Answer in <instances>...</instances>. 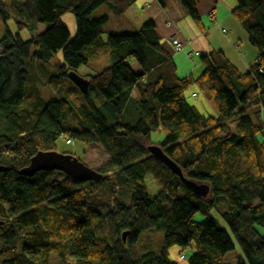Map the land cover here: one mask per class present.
<instances>
[{
  "label": "trees",
  "instance_id": "1",
  "mask_svg": "<svg viewBox=\"0 0 264 264\" xmlns=\"http://www.w3.org/2000/svg\"><path fill=\"white\" fill-rule=\"evenodd\" d=\"M135 1L0 0L4 22L13 17L19 30L46 25L29 40L8 27L0 37V164L8 167L0 170V264H50L51 255L62 264H177L168 255L174 244H194L190 264H224L235 245L213 211L243 252L236 264H264V0H236L231 10L258 52L249 69L210 48L199 52L204 68L197 77L178 75L152 19L102 37L109 11L122 16ZM158 2L167 10L179 3L201 24L199 0ZM102 5L107 10L92 17ZM67 11L75 15L72 39L60 18ZM59 50L64 62L45 84L65 91L68 83L78 93L46 101L29 76L28 59L51 65ZM83 65L89 71L80 74ZM70 70L88 78L86 93L69 79ZM192 84L217 115L186 99ZM28 101L33 108L24 106ZM159 129L164 138L154 142L151 134ZM61 134L108 152L110 167L99 170V181H75L59 170L19 172L37 151L55 150ZM151 145L183 176L152 154ZM148 175L160 188L154 195ZM147 229L164 232L159 252H137Z\"/></svg>",
  "mask_w": 264,
  "mask_h": 264
},
{
  "label": "rangeland",
  "instance_id": "2",
  "mask_svg": "<svg viewBox=\"0 0 264 264\" xmlns=\"http://www.w3.org/2000/svg\"><path fill=\"white\" fill-rule=\"evenodd\" d=\"M137 1L138 2H136V5L140 6L141 5L140 1L139 0H137ZM226 1H228V0H226ZM223 2H224V0H223ZM176 4H177L176 6L179 9L175 10L176 13L169 14V16L171 17L170 19H173V20H171L172 23L173 24L180 23L181 25L184 26V21L189 20V21L193 22V24H195L196 27H198L199 24L196 23L195 21H193L189 16H187L184 13V9L180 6V4L179 3H176ZM106 10H107V6L102 5L98 9H96L91 14V16L92 17H98L101 14H103ZM141 10L144 11L145 14H147V13L149 14V12H150V15L157 17L156 18L157 21H160L162 19V18H159V16H157L154 9H150V8H148V6H144L143 8H141ZM177 10H182L183 15L180 14L181 11H178L179 14H177ZM60 18H61V21L68 27V30L70 33V39H72L76 34L75 15L73 14L72 11H67V12L63 13L60 16ZM232 18L238 24L240 30H242V32L244 33V37H242L244 45H248L251 48H253V50H257L256 47L253 46L249 42L246 31L241 27V25L237 22V20L233 16H232ZM122 20H124V18H120L118 21L115 18L108 20V22L103 26L104 33L102 34V37L104 39H106L107 36L109 35V33H118L119 32V22ZM136 21H137V19H134V23ZM210 22H209V24H211ZM5 27H8L13 34L19 32V35L23 40H29L34 35H36L37 33L42 32L45 29L46 25L43 23H39L38 27L34 30H30V29L19 30L17 27L16 21L13 17H9L6 20V22H4L2 17L0 16V37L3 35V33L5 31ZM174 27H175V30H178V27H176L175 25H174ZM225 28H226V30L228 29L227 26ZM220 29H221V27L218 29L220 34H221L222 31ZM198 30H200V28H198ZM216 33L218 34V32H216ZM223 34H227V32L223 33ZM212 35L213 36L216 35L215 32H213ZM161 40H162L163 44L166 41L164 36H162V35H161ZM202 44L205 45L204 41H199L197 43V45L194 44L192 46H185V48L183 50H181L180 52L184 51L185 54H186V52L196 51V50L204 52V51H206L205 50L206 48ZM202 46H203V48H202ZM235 47H237L236 49H237L238 53H240L242 51V47L240 44L239 45L236 44ZM34 49L35 48L33 47L32 50H34ZM1 50H2V47L0 46V51ZM255 57H256L255 51H253V52L247 51L245 54V59L249 58L251 60L253 59V61H254ZM186 60L188 61V64L191 68L193 76L197 77L199 75V73L202 71V69L204 68V63L201 61V56L200 55H194V58L191 59V57L190 58L188 57ZM63 62H64V57H63L62 50H59L58 52H56L53 55V57L51 59V65L44 66L32 58L28 59L29 76H31V78L32 77L34 78V83H35V87H36V88L35 87L34 88L36 89L38 96L45 99L46 101H49V100L54 99V98L59 99V98L65 97V91L72 94L73 96L78 93L77 89L73 85L71 86L68 83H65V85H67L64 88L65 91L63 89H61L60 87L56 88V87H53L49 84H45V81H46L45 77L48 78L51 74L57 72L58 67ZM105 62L107 64L111 63L109 56L105 57ZM129 63L131 64V66L133 67V69L136 72L142 71V67L140 66V64L136 60L130 59ZM88 71H89V67L87 65H83L78 69V72L80 74H85ZM177 73H178V75H183L182 74V66H179V69L177 68ZM28 85H29V83H27V87H28ZM133 93H134L133 94L134 97H139V91L137 88L134 89ZM99 99H102V97L100 95H99ZM24 106H28L29 108H33V104L30 101L25 103ZM262 118L264 121V108L262 109ZM1 128H4L3 124H1ZM164 134H165L164 131L160 130V129L153 131L151 134L152 141H154V142L161 141L164 138ZM55 150H57L59 152H64V153H72L73 155L80 158L85 164L91 166L92 168L101 170V171H107L110 167L111 158H110L108 152L106 150H104V148L101 145L96 144V143L87 144L83 141H80V140L74 139V138H72L70 142H67V137L64 134H61L56 141ZM145 181H146V185H147V189H148L149 194L154 195L159 191L160 188L152 176L148 175L146 177ZM213 215L218 219L220 225L223 226L229 232V234L231 235V237L233 239L234 245H235V248L233 250L227 252L223 256V263L224 264H236L237 258L239 256H243V252H242L240 246L238 245L235 237L232 235L227 223L220 217V215L216 211H213ZM199 217H201V216L198 215L197 218H199ZM163 238H164V232L161 230H156V229L144 230L140 236L139 241L136 244L137 252L143 253V252L149 251V250L159 252L161 249V246H162ZM194 251H195L194 244H191L190 246H188L185 249L182 248L181 246L177 245V244H174L169 248L168 255L172 260L176 261L177 264H190L189 263V257L192 255V253ZM181 255H183V257H181ZM50 264H62V263H61V261L57 255H51V263ZM67 264H73V261L69 260L67 262Z\"/></svg>",
  "mask_w": 264,
  "mask_h": 264
},
{
  "label": "crops",
  "instance_id": "3",
  "mask_svg": "<svg viewBox=\"0 0 264 264\" xmlns=\"http://www.w3.org/2000/svg\"><path fill=\"white\" fill-rule=\"evenodd\" d=\"M139 1L141 3L140 6L136 5V2H138L136 0L135 3L129 9H127V11L122 16H116L113 12L109 11V20L115 18L118 21L120 18H124V20L119 22V32H131L138 29L146 20L152 19L155 22L160 35L164 36L166 40L164 45H166L168 48L170 47L169 50L173 55L177 68L179 69V66H182L183 75L180 76H188L190 74L193 76V73L188 61L186 60L188 57L190 58L188 55L190 51L186 52V54L184 51L180 52L181 50L176 51L169 43V36L174 31L178 32L180 40H182V42H186V46H192L194 44L197 45L199 41H204L205 45H202L205 46V50L215 48L224 51L229 59L241 70H248L249 67L254 63L255 60L253 61V59H245V54L247 51H255V56H257L258 52L257 50H253V48L250 46L244 45L242 40L244 33L242 30H240L238 24L232 18L231 10L236 5V0H224V2L223 0H199L198 11L200 14L201 24H199L198 27H196L195 24L189 20L184 21V26L180 23L168 24L169 21L173 20L170 19L171 17L169 14H174L176 13L175 10L179 9L176 6V3L171 10H167L160 5L158 0ZM144 6L154 9L157 16L162 19L157 21V17L150 15V12L149 14L146 12L147 14H145L144 11H142L143 9L141 10V8ZM214 8L216 10V20L208 16L209 11ZM178 11H181L180 14L183 15L182 10H177V14H179ZM134 19H137L135 23ZM209 22L211 24H209ZM174 25L178 27V30H175ZM226 26L228 28L227 34H223L222 32L220 34L218 29L220 27ZM198 28H200V30H198ZM213 32H215L216 35L213 36ZM216 32H218V34ZM236 44H240L242 47V51L240 53H238L236 49L237 47H235ZM199 52L200 54L203 53V51ZM192 58H194V56H192L191 59ZM133 92L132 95L134 94ZM193 93H196V96H193ZM185 97L191 104L196 106L200 112L206 115H217V110L207 99L204 90L197 84H192L188 89H186Z\"/></svg>",
  "mask_w": 264,
  "mask_h": 264
},
{
  "label": "water",
  "instance_id": "4",
  "mask_svg": "<svg viewBox=\"0 0 264 264\" xmlns=\"http://www.w3.org/2000/svg\"><path fill=\"white\" fill-rule=\"evenodd\" d=\"M68 77L72 83L82 92L86 93L89 88L88 78L80 75L78 72L70 70ZM152 154L157 158L169 164L173 170L183 176L181 169L171 159H169L161 148L157 145L148 146ZM8 167L0 164V170H7ZM40 170L53 171L59 170L70 176L73 180L84 181H99L103 173L91 166L85 164L77 156L59 152L57 150H39L31 158L28 165L20 169V173L31 176ZM4 222L0 220V225ZM126 231L123 232V240L126 238Z\"/></svg>",
  "mask_w": 264,
  "mask_h": 264
},
{
  "label": "built area",
  "instance_id": "5",
  "mask_svg": "<svg viewBox=\"0 0 264 264\" xmlns=\"http://www.w3.org/2000/svg\"><path fill=\"white\" fill-rule=\"evenodd\" d=\"M209 16H210V18H213V19L216 20V10H215V8H214V9H211V10L209 11ZM171 23H172V21H169V22H168V24H171ZM221 31H222L223 33H226V32H227V30H226L225 27H221ZM169 40H170V43H171L172 47H173L176 51L183 50V49L185 48V46H186V42H182V40H180L177 31L172 32V34L169 36ZM197 54H199V51H198V50H196V51H190V52L188 53V55H189L190 57H192V56H194V55H197ZM258 59H259V58H258ZM262 70H263V69L260 68V71H262ZM193 96H196V93H193ZM67 142H70V140L67 139ZM181 257H183V255H181Z\"/></svg>",
  "mask_w": 264,
  "mask_h": 264
}]
</instances>
